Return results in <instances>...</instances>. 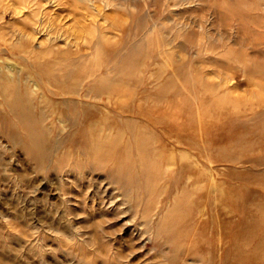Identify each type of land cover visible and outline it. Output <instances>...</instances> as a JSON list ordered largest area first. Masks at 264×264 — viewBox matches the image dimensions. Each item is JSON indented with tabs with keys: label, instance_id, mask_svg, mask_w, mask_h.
<instances>
[{
	"label": "rangeland",
	"instance_id": "rangeland-1",
	"mask_svg": "<svg viewBox=\"0 0 264 264\" xmlns=\"http://www.w3.org/2000/svg\"><path fill=\"white\" fill-rule=\"evenodd\" d=\"M27 2V5L20 7L13 5L20 12L0 20V31L9 32L24 23L31 35L30 48L25 50H30L31 54L19 51L11 56L5 53L0 54L1 60L7 59L21 66L16 57L23 55L30 62L36 60L42 63L48 59L56 62L59 58L68 57L70 53L67 51L75 50L79 44L83 46L81 49L84 57L80 59L79 66L82 71L78 73L87 77L92 73L95 61L89 48L91 35L86 30L92 28L100 45H117L125 37L129 41L128 46L130 43H139L142 52L152 55H148L143 71L137 72L132 81H122L125 82L123 86L133 85L139 93L145 91L153 96V93L163 86L164 79L172 75L171 69L174 66L179 67L178 77L186 81L182 86L181 105L177 112L169 111L168 108L171 107L162 101L158 110L152 111V115L158 117L164 111H173L180 116L178 124L185 128L194 127L193 135L188 136L202 149V155L186 146L180 145V148H177L166 142L167 152L173 153L175 159H178L179 151L190 152L188 154L192 158V167L203 172L206 169V172L212 175L216 187H208L204 174L197 181H194L196 176L187 181L186 175L180 177L172 173L176 172L177 166L166 167L157 159V170L154 165L150 170H154V173L157 171L151 181L150 190L147 192L140 189L139 192H143V196L139 200L136 195H131L132 192L124 183H116L117 177L124 176L121 171L115 169L110 172L100 168L94 170L92 160L85 156L82 147L69 145L73 137L77 136V133L74 135L75 128L71 123L63 131L65 133H61L65 136L60 141L62 143H59L60 147L55 146L56 150L42 165L41 171H38V165L26 156L24 150L13 146L5 135L0 134V264H103V259H113L114 251L116 252L118 247L124 252H128L131 247L136 253L133 260L139 264H235L233 258L236 260L238 251L242 253V259L244 258L242 264H259L261 260L264 261V247L261 245V251L258 250L260 248L257 249L260 242L264 243V0H258V12H255L258 14V23L243 29L235 20V16L226 9V4L232 3L233 0H37L38 5L32 7ZM4 3L10 4L12 1L4 0ZM47 16L54 21L51 27L47 25ZM139 21L145 24L143 31L137 28ZM31 30H34V33ZM18 39H11L16 47L22 42ZM50 41L52 53L49 54L43 49ZM5 45H1L0 49ZM126 50L127 48L123 47L121 54ZM240 61L245 64L242 65ZM226 62L231 66L236 65V68L224 69L221 63ZM52 65L54 68L57 66ZM113 65H110L109 71L102 73L110 75ZM53 67L49 70L54 69ZM251 68L254 71L258 69L257 76L246 75L245 72ZM156 70L159 71L157 75ZM158 75H163L160 80ZM216 82H222L223 85L213 97L206 87L209 83ZM85 86L86 83L83 82L80 88ZM152 96L151 100L144 102V107H153L156 104V99ZM86 99L91 100L89 97ZM229 99L238 102L229 101L225 104V100ZM215 101L220 104L222 102V105L214 107ZM98 109L97 118L107 119L108 123H119L118 127L124 134L123 139H126L128 134L124 117L127 118L129 113H122V117L120 113H116L117 110L110 108L105 100L98 101ZM120 118L124 120L121 122ZM231 128L234 133L246 134L249 143L245 144L252 146V150L237 161L228 159L223 150L225 147L221 148V144L212 143L217 139L224 141ZM102 135L105 136L106 133L102 132ZM206 139L209 143L204 144L203 140ZM204 145L207 146L209 154ZM173 147L176 150H172ZM234 152L238 151L235 149ZM139 161L137 157L134 176L137 172L136 177L141 178L143 174L140 175L142 170L138 167ZM73 182L76 188L80 187L83 197L87 192L88 198L82 205L73 201V194L76 193V188L73 190L71 187ZM218 184L224 187L218 188ZM186 185L188 192L184 191ZM195 186L197 191L201 188L200 191L197 192ZM62 187L66 192L63 189L64 194L60 199L57 195L58 192L61 195ZM94 187L101 192L106 189L108 197L103 203L98 200L92 202ZM185 194L189 196L186 197ZM223 195L224 199L219 200ZM174 196L183 201L178 202ZM193 204H196V207ZM211 206L215 208H210ZM170 207L175 209L170 211ZM146 208L147 215L142 213ZM176 208L179 211L182 208L184 213ZM170 213H175L172 214L174 218L181 215L177 219L178 224L181 222L177 225L179 232L169 237L155 236L157 224L168 215L171 216ZM183 219L186 221H180ZM95 224L99 226L95 228ZM94 228L97 229L102 242L107 245L103 251L94 240ZM142 230L143 236L134 244L125 242L130 232L136 234ZM189 233L196 236L188 235ZM217 233H220V236ZM192 238L193 243L190 241ZM248 238H251V241H248ZM190 242L196 246L195 249L192 248L194 250L190 249ZM256 251V254H259L257 256Z\"/></svg>",
	"mask_w": 264,
	"mask_h": 264
},
{
	"label": "bare ground",
	"instance_id": "bare-ground-1",
	"mask_svg": "<svg viewBox=\"0 0 264 264\" xmlns=\"http://www.w3.org/2000/svg\"><path fill=\"white\" fill-rule=\"evenodd\" d=\"M11 1H12V3L8 4V3H4V0H0V20L4 19L5 17H7L9 15L18 14L20 12V10H16V8L13 5H17V7H20L22 5H27V4H25L26 1H28L27 2L28 4H31V7L34 5H38L37 0H11ZM258 6H259L258 0H233L232 3L226 4V9H228V11L232 15L235 16V20L237 21V23L239 25H241V29H243V28H246L247 26L249 27L252 24L258 23V14H255V12H258ZM36 7H38V6H36ZM46 22H48L47 25L49 27H51V25L54 24L53 19L51 17H48V16H47ZM23 24L21 25V27L14 28V29L10 30L9 32H5L3 30L0 31V46L6 44L4 48L0 49V54L5 55V53H6V54H10L11 56H14L16 54V52H19V51L20 52L24 51L25 53H28L29 55L31 54L30 50L29 51L25 50V49L30 48L31 44H29V42H30L29 36H31V35L28 33V30H29L28 27L23 25ZM39 25L42 26V24L40 22H39ZM0 27H2L1 24H0ZM137 28L139 29V31H143V29L145 28V24L142 21H139L137 24ZM86 30L88 31L89 35H91V43L89 44V48L91 49L92 58L95 60L93 62V65H92L93 71H91L92 73L87 77L78 73L79 71H82L80 66H79V62H80V59H82V57H84V52L81 49L83 46L79 45V44L75 50H70L69 52L67 51V53H70V54H68V57H65V59L59 58L58 60H56V62H53L50 59H48L42 63H39L36 60L34 62H30V61H28V59L26 57H23V55H19L16 58L19 61V64L21 63L22 65L18 66V64H15V63L11 62L10 60H7V59L1 60L0 59V134L5 135V137L8 139V141L13 146L24 150L26 156L29 159H32L36 162V165H38V171H41V169L43 168L42 165H44L46 160L51 156L52 152L56 150L55 146L57 148L60 147L61 144L59 145V143H62L60 141H61V139L64 138L63 136H65V135L62 136L61 133H65L63 131L66 130L67 125L69 123H71L73 125V127L75 128L74 135L77 133V136L73 137V140L70 141L69 145H73L74 147H79V148L82 147V150H83L85 156H87V158L92 160V163H93L92 167L94 168V170H97L100 168V169H105V170L108 169L110 172H112V170H115V169H118L119 171H121L122 174H124V176L123 177H117L115 180L116 183H118V184L124 183V185L128 188V190L130 192H132L131 195L132 196L136 195V198L139 200L142 199V196H143L142 195L143 192L142 193L139 192L140 189H145L147 192L150 190L151 181L154 178V176H156V174H157V171L155 172L156 173L155 174L154 170L153 171H150V170L153 169V167H152L153 165H154V167L156 166L155 170H157L158 165H159V164L157 165L155 162V160H157V159L159 161H161V163L163 162L166 165V167H171L174 165L177 166L176 172H172V173H174V174L176 173L180 177H183L186 175L187 181H189L188 179H190L193 176L197 177L194 180V181H197V179L198 178L201 179L202 175L204 174V178L208 182L207 184H209L208 187L210 188V185H211L212 189L214 187H216L215 186L216 184L214 183L212 175H210L208 172H206V169L205 170L203 169L204 172H206V173H204L203 171H199V169H194V167H192V165H191L192 164V161H191L192 158L188 154L190 152L187 153V152H185L186 150L185 151H179L180 154H179V156L177 155L178 159H175V156L173 153L167 152L168 150H167L166 142L168 144H173V146L177 147V148H180V145L181 146L183 145V146L188 147L189 150L194 149L199 154H201V155L203 154V152L201 151L202 149L199 147V145L195 141L191 140V138L188 136L190 134L193 135L194 127L191 126V127L185 128L181 124H178L180 116L177 115V113H175V112H177L176 110L181 105V102L183 99L182 98L183 96H181L182 95V86H183V84H186L185 79H180L178 77V75L180 73L179 67L174 66L173 69H171L172 75L170 77L167 76L166 79H164L163 86L161 84H160L161 87L157 85V87H160V88H158L156 90V92L153 93V96H152V93L149 94V93H146L145 91H143V92L141 91L139 93V91L137 89L133 88L132 84H131L132 86H129V85L123 86V83H125V82H122V81H124V80H126L128 82L132 81L133 80L132 78L135 77L136 73L139 71H143V69L145 68V64L147 63L146 60H147L148 55H149V57H151L152 55L149 53L142 52L138 46L139 43L138 44L137 43H130L131 46L130 45L128 46L129 41L125 37L122 39L123 41H120L117 45L116 44L115 45H110V44L109 45H106V44L100 45L99 39L97 40L96 35H94L95 30L92 28H89V29L86 28ZM125 30H126V28H125ZM31 31L33 32L34 30H31ZM14 37L22 40L21 44L19 43L20 44L19 47H16V45H14V43L11 42V39H13ZM23 38H25V40ZM7 41H10V43ZM50 43H51V41L48 44H46L45 46L43 45L44 46L43 50H45L46 53H49V54L52 53V50H51L50 45H49ZM141 43H142V40H141ZM46 47H48V49H45ZM123 47L127 48V50L125 53L121 54L122 53L121 50ZM52 48H53V46H52ZM137 48H139V49H137ZM150 62H151V60H150ZM240 62H242V65L245 64L244 61H240ZM52 64H57V66H55L56 68H54L53 67L54 65H52ZM111 64H114L111 67L112 68V72H110L111 74L110 75L109 74L108 75L103 74V73H105V71L107 72L110 70L109 68H110ZM167 65H169V64H167ZM68 66H69V68H67ZM221 66H223L224 69H229V68H233V67L236 68V65L231 66L227 62L224 64L221 63ZM52 67L54 69L49 70ZM165 67H166V64H165ZM159 69H160V71L163 70V68H158V70ZM158 70H156L157 71L156 75L159 72ZM245 73H246V75H249V76L250 75L257 76L258 75V69L254 71V69L251 68V69L247 70ZM163 75H165V74L163 73ZM152 76H153V74H152ZM159 76L160 75H158V77ZM161 77H159V80L161 79ZM175 77H177V78L175 79ZM157 79H155V80L159 81ZM143 80H144V78H143ZM83 82L86 83V86L83 89H81L80 85H82ZM128 82H127V84H128ZM121 83H122V85H121ZM130 83H132V82H130ZM222 85H223L222 82L209 83V85L206 88L210 93L213 94V97H214V94L216 92L218 93V90L220 88H222ZM193 86L194 85H192V87ZM199 88L200 87H198V89ZM226 88H227V86H226ZM188 89H191V88L188 87ZM138 94H141V95L137 96ZM151 96L155 97L156 104H154L153 107H147V108L144 107L143 106L144 102L151 100V98H150ZM87 97H89L91 100L86 101ZM123 97H125V98H123ZM100 100H105V102H107L108 106L110 108L117 110L118 112H116V113L117 114L120 113V115L122 117H124L122 113H129L127 118L124 117L125 120L120 118L121 122H122V120H124L126 125H127L126 127H127L128 136L126 137V139H123L124 134H123L122 130L120 129V127H118L119 123H117L115 121L114 122L109 121V123H108L107 119L97 118V116L99 114V112H98V110H99L98 109V101H100ZM207 100H209V99H207ZM162 101L166 102L167 105H169L171 107L170 109L168 108L169 106L167 107L169 111L173 110L175 112L173 113V111H172V112L165 113V111H164L163 113H161L160 116L154 117L152 115V111H157L158 110L157 108L159 107V103H161ZM225 101H223V102H225V104H226L229 101L230 102H236L237 100L232 101L231 99H229V100H225ZM149 102H151V101H149ZM153 103H154V101H153ZM244 104H246V101L244 102ZM213 105H214V107H218V106L222 105V102L220 104L219 101H215V102H213ZM242 106H244V105L242 104ZM247 106H248V104H247ZM183 107H184V105H183ZM152 108H154V110H152ZM245 110H246V108H245ZM253 112H255V111H253ZM207 113H208V111H207ZM192 117H190L191 120H192ZM198 117H199V115H198ZM229 120H231V118ZM201 125L203 126V124H201ZM263 130L264 129H262V131ZM202 131H203V129H202ZM262 131H260V132H262ZM102 132H105L106 135L105 136L102 135ZM103 138H105V139H103ZM172 138H174V139H172ZM247 138L248 137L246 134L245 135H239L237 133H234V131L231 128V130L228 132L227 136L225 137L224 141L223 140L218 141L219 139H217L216 141H214L212 143L213 144L214 143L215 144H217V143L221 144L222 145V146H220L221 148L225 147V149H223V150L226 152L228 159L230 161H232V160L237 161V160L243 159L246 156L244 154H246L247 152L252 150L251 144H245V143H249ZM203 142H204V144H206V142L209 143V141H207V139L203 140ZM204 146H205L204 148L207 152V146L206 145H204ZM174 147L172 150H176ZM235 149L238 152H234ZM75 151H76V149H75ZM231 152H234V153H231ZM137 157L140 159V161L138 163V167L140 166L141 167L140 169L142 170V171H140L141 172L140 175L143 174L142 175L143 177H141V178L136 177V176H138L137 172H136V175L134 176V173L137 170V169L135 170V167H134L136 165ZM53 158H54V156H53ZM203 158L205 159L206 157H203ZM142 159H144V160H142ZM176 160H178V161H176ZM188 161H189V163H188ZM210 161L212 162V160H210ZM177 162H179V163H177ZM197 165H198V163H197ZM197 167H199V166H197ZM164 169H165V167H164ZM166 171H167V169H166ZM164 173H165V171H164ZM167 174H168V172H167ZM167 174L165 176H167ZM216 174H218V173H216ZM222 175H223V173H222ZM79 179H81V178H79ZM79 179H77V180H79ZM190 180H192V179H190ZM216 183H217V181H216ZM187 186L188 185H186V188L184 187L185 189L183 188L184 191L187 189ZM203 186H204V184H203ZM217 186H218V188H220V186H222V184L221 185L218 184ZM71 187H73L72 188L73 190L76 188V186L74 185V182L72 183ZM195 187H196V191H197V186H195ZM222 187H224V186H222ZM96 188L97 187H94V189H93L92 202L93 201L96 202V200H98V202L103 203L104 199L105 198L107 199L108 193L107 194L105 193L106 189L103 190V192H101L100 189H96ZM63 189H65V188L64 187L61 188V192H62L61 195H60V192H58V195H57L58 197H60V199L64 194ZM200 189L198 191H200ZM75 190H76V193L73 194V198H74L73 201L78 205L84 204V201H86V199L88 198V197H86L87 192H85V197H83L82 194L80 193V187L76 188ZM186 191L188 192L189 190H186ZM192 191H195V190L192 189ZM210 191H211V189H210ZM65 192H66V189H65ZM182 192L183 191H181L180 193L182 194ZM195 192H192V193H195ZM210 193H212V192H210ZM222 193H224V192H222ZM181 194H180V197H181ZM190 194H191V192H190ZM230 194L231 193L229 192V195ZM185 195H187L186 197L189 196L188 194H185ZM214 195L216 196V194H214ZM215 196H214V198L213 197L212 198L215 199ZM109 197H111V195ZM181 198L175 197V199H178L177 200L178 202H179V200H180V202L183 201V199H181ZM218 199L223 200L224 195L220 196ZM174 202H176V201H174ZM199 202H200V200H199ZM199 202H197V203H199ZM73 205H75V204H73ZM175 205H177V204L175 203L174 207H176ZM255 206H253V207H255ZM188 207H190V206H188ZM212 207H214V206H211L210 208H212ZM250 207H252V206H250ZM171 209H172V207H170V211H171ZM174 209L175 208H173L172 210H174ZM153 210H155V209H153ZM176 210H177V208H176ZM190 210H192V209H190ZM204 210H206V209H204ZM227 210H228V208H227ZM256 210L258 211V209H256ZM177 211H179V210H177ZM180 211L182 212V208ZM206 212H207V210H206ZM142 213L147 215L148 214L147 208ZM175 213H170L171 216L168 215V217H166V218H164L162 216L164 218V220L161 223L157 224L155 236L169 237L171 235H176L179 232V229H178L179 226H177V225H180L181 222H180V224H178L177 219L181 215L180 216L176 215L177 218H174L172 216V214L175 215ZM182 213H184V212H182ZM228 214L230 216V213H228ZM189 216L191 217V215H189ZM194 216H197V215H194ZM215 216H217V214L214 215V218H215ZM256 216H257V214H256ZM186 219H189V218H186ZM194 219H195V217H194ZM251 219H253V218H251ZM184 220L185 219L180 220V221H184ZM200 220H198V221H200ZM254 220H252V221H254ZM107 221H108V219H107ZM187 224H186V227H187ZM99 225H101V223ZM99 225L95 224V228H97ZM166 226H168V227H166ZM212 226H211V228H212ZM258 228L260 229V227H258ZM104 229H106V228H104ZM96 230L97 229L94 230L95 233H94L93 237H94V240L96 241V243H99V244H97L98 247L103 251L106 248L105 246H107V245L104 242H102L101 236L99 234H97ZM195 230H196V228H195ZM217 230H218V228H217ZM149 231H150V229H149ZM187 231H189V228ZM219 231H220V228H219ZM109 232H111V231H109ZM209 232H211V230ZM186 233H188V232H186ZM190 233H192V232H190ZM190 233L188 235H192ZM257 233H258V231H257ZM143 234H144L143 230L140 232H137L136 234L135 233L133 234L132 232H130V234H128V240L126 238L125 242L134 244L135 241L139 240L143 236ZM219 234H218V236H220ZM90 235H91V233H90ZM109 235H110V233H109ZM194 235H192V236L195 237L196 235L195 236ZM239 235L241 237V234H239ZM245 236H246V234H245ZM248 236H249V233H248ZM182 238H183V236H182ZM205 238H206V236H205ZM205 238H203V241ZM251 238L250 239L248 238L249 239L248 241H251ZM256 238H257V236H256ZM192 240H193V238L190 239V241L193 243L194 241H192ZM238 240H240V242L242 241L241 239H238ZM200 241H201V239H200ZM240 242H239V244H240ZM107 243H108V241H107ZM192 243L190 244L191 245L190 249H192L193 247L195 249L196 246H193ZM194 244H196V243H194ZM239 244H237V245H239ZM249 244H247V245H249ZM259 244H260V247H257V249L260 248L258 250L261 251V245L263 248L264 243L262 241V244H261V242ZM97 245L95 244L96 247H97ZM108 245H109V243H108ZM188 245L189 244H187V246ZM243 245H244V243H243ZM200 247H201V245H200ZM239 248H240V246H239ZM129 249L130 250H128V252L127 251L124 252V251L120 250L119 247L116 248V252L114 251V257L115 258L113 257V259H111V260H104L103 259L102 263L103 264H123V263L124 264H139L138 262H134V260H133L136 253L133 252L131 247ZM194 249H192V250H194ZM257 249H254V251ZM263 250H264V248H263ZM96 252H97V250H96ZM180 252H182V251H180ZM105 253H107V252H105ZM186 253H188V252H186ZM237 253H236L237 254L236 260H235V258H233V260L235 261V264H242V260L244 259V258L242 259V257H241L242 253L239 251ZM256 253H257V251L255 252V256L259 255ZM262 254H263V251H262ZM205 255H203V256H205ZM214 255H216V254L214 253ZM243 255H245V254H243ZM98 256H99V254H98ZM199 257H201V256H199ZM258 257H256V258L259 259ZM256 258H255V261H256ZM251 260H252V258H251ZM259 264H264V261L261 260L259 262Z\"/></svg>",
	"mask_w": 264,
	"mask_h": 264
}]
</instances>
